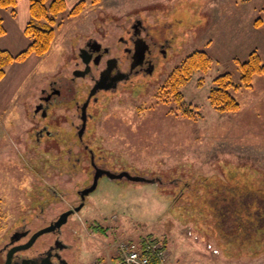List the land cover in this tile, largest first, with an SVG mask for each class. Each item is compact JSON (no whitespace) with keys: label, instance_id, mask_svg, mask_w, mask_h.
Returning <instances> with one entry per match:
<instances>
[{"label":"rangeland","instance_id":"1","mask_svg":"<svg viewBox=\"0 0 264 264\" xmlns=\"http://www.w3.org/2000/svg\"><path fill=\"white\" fill-rule=\"evenodd\" d=\"M81 1L82 10L71 15ZM65 6L49 50L12 64L0 81V247L21 227L40 231L82 203L77 192L91 185L92 150L104 169L155 183L102 177L80 211L41 236L33 252L54 240L66 264H117L121 245L140 246L149 236L166 246L155 243L164 255L158 264H264V76L230 88L234 112L209 101L218 76L229 74L240 85L235 61L255 52L264 63V0H65ZM15 12L0 10L6 30L0 49L13 55L28 45L22 4ZM136 21L148 42L164 44L165 57L158 55L152 77L135 76L99 96L81 143L70 100L81 102L88 92L87 82H70L79 49L94 39L128 63L130 43L119 40L132 37ZM195 51L211 58L208 70L180 89L181 105L160 100L168 76ZM51 83L67 95L50 108L55 136L39 144L32 112Z\"/></svg>","mask_w":264,"mask_h":264},{"label":"flooded vegetation","instance_id":"2","mask_svg":"<svg viewBox=\"0 0 264 264\" xmlns=\"http://www.w3.org/2000/svg\"><path fill=\"white\" fill-rule=\"evenodd\" d=\"M132 29V37L128 41L122 38L119 40L124 44L130 43L129 47L124 48L128 63H122L117 56L110 55L108 49L103 48L101 44L94 39H88L79 49L78 61L75 62L76 67L71 70L72 76L70 82L73 83L76 80L87 82L88 92L81 102H75L73 97L70 100L75 104V119L79 121V124L73 125V128L77 131V137L81 143L83 142V135L87 129L88 120H90L91 117L89 108L98 101L99 96L101 94L116 92L120 85H125L127 82L129 83L135 76L143 79V75L147 74L149 77H152L157 68L158 55L165 57L164 44L156 45L154 41H149V43L147 40L149 39L148 35L141 34L142 24L140 21H136ZM141 49H144V56L141 59L140 56L136 58V54ZM136 60L139 63H136V65L132 67V63ZM68 85L71 84L69 83ZM70 90L69 86L66 92L68 95L71 93ZM66 95L67 94L62 95V91L55 83L49 84L46 89L42 90L32 112V118H38L40 123L38 129L34 130V137L37 143L40 144L44 138L50 139L55 136V132L53 133V131L50 130V108L57 99L61 97L65 99ZM84 150H87V144H84ZM87 152H89V165L91 169H93V181L96 169H107H104V165L100 163V160L95 158L92 150H87ZM102 177L106 176L102 175L99 180ZM89 187L90 186L85 187L83 190ZM79 192H77L78 195L80 194ZM87 196H85V198H87ZM58 218L49 222L46 228L50 227ZM59 230L60 229H56L51 233L48 232L45 234H55ZM35 233L36 232L30 233L29 230L23 227L13 232L3 246L0 247V264H63L61 263L62 260L59 255V251L63 249V245L58 241L53 240L52 244L49 243L42 250L32 251L38 239L45 234L39 236L29 248L22 249L23 246L29 243L31 237Z\"/></svg>","mask_w":264,"mask_h":264},{"label":"trees","instance_id":"3","mask_svg":"<svg viewBox=\"0 0 264 264\" xmlns=\"http://www.w3.org/2000/svg\"><path fill=\"white\" fill-rule=\"evenodd\" d=\"M29 20L26 23L23 35L28 40L27 47L20 53L13 55L8 50L0 49V81L5 76V70L14 63L23 62L30 55L42 56L45 54L54 39L53 25L56 18L62 14L65 9V0H28ZM17 0H0V10L10 9L12 17L15 16V7ZM83 8L81 1L71 12V15L78 14ZM6 34L2 19L0 18V37ZM212 63L211 58L203 51H195L187 56L180 67L176 68L169 76L161 88V94L158 96L164 102H174L177 105L182 103L180 89L186 85L192 75L196 72L205 73ZM240 73V85L235 86L232 83L229 74L218 76L214 80V85L209 94L211 105L223 113L234 112L238 105L229 93L230 88H248L252 78L256 75L264 76V63L260 60L257 53H251L244 62L235 61ZM191 112L182 111L186 117H191ZM194 118V117H193ZM258 206V204H257ZM160 243L161 248L165 250L164 242L155 240L152 237L139 241V248L142 256L149 259V264H158L156 253L146 250L150 245ZM119 258L115 261L119 263Z\"/></svg>","mask_w":264,"mask_h":264},{"label":"water","instance_id":"4","mask_svg":"<svg viewBox=\"0 0 264 264\" xmlns=\"http://www.w3.org/2000/svg\"><path fill=\"white\" fill-rule=\"evenodd\" d=\"M138 56H140V59L144 56V49H141L136 54V58ZM136 63H139V62L137 60L135 62H133L132 67H134L136 65ZM102 175L106 176L111 181L126 180L128 182H133V183H150V184L155 183V180H149V179H146L144 177H139V176H132L126 172L112 173V172L107 171V170L96 169L95 174L93 176V181H92V184L90 185V187L83 190L82 192H80V199H81L82 203L78 207L74 208V210H69V211L61 214L60 217L58 218V220L56 222H54L50 227L42 229V230L38 231L37 233H35L31 237L29 243L27 245L23 246L22 249L29 248L39 236H41L45 233H48V232L51 233V232L55 231L56 229H59L62 225H64L67 222V219L70 215H72L74 212L80 211V209L83 207V202H84L85 196L92 193L96 189L98 180ZM61 263L66 264L64 261H61Z\"/></svg>","mask_w":264,"mask_h":264},{"label":"built area","instance_id":"5","mask_svg":"<svg viewBox=\"0 0 264 264\" xmlns=\"http://www.w3.org/2000/svg\"><path fill=\"white\" fill-rule=\"evenodd\" d=\"M146 250L156 253V259L162 261L163 253H160L159 245L152 244ZM117 256L120 259V264H149V259L142 256L139 246L135 243L128 242L120 246Z\"/></svg>","mask_w":264,"mask_h":264},{"label":"crops","instance_id":"6","mask_svg":"<svg viewBox=\"0 0 264 264\" xmlns=\"http://www.w3.org/2000/svg\"><path fill=\"white\" fill-rule=\"evenodd\" d=\"M67 1V0H66ZM18 2V8L20 9V5L22 4V10L24 11V15H25V20H24V24L20 26V29L21 31L23 30L24 26H25V23L28 19V7H29V1L28 0H23V3H20L19 4V0L17 1Z\"/></svg>","mask_w":264,"mask_h":264}]
</instances>
